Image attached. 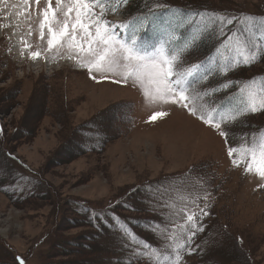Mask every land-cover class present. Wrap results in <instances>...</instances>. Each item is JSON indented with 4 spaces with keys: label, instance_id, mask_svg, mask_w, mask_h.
Instances as JSON below:
<instances>
[{
    "label": "rangeland",
    "instance_id": "obj_1",
    "mask_svg": "<svg viewBox=\"0 0 264 264\" xmlns=\"http://www.w3.org/2000/svg\"><path fill=\"white\" fill-rule=\"evenodd\" d=\"M170 2L219 5L229 16L264 18V0ZM45 3L42 0L40 7ZM29 4L0 0V170L13 169L0 177V264H19L17 257L24 264H149L141 258L130 261L124 250L127 237L114 230L103 231L85 251L82 229L85 234H92V229L80 227L76 218L80 210L75 200L106 212L105 207L137 185L164 186L159 203L151 202L162 216L175 211L166 203L175 202L188 213H198L207 203L208 215L199 221L204 230L195 235L191 254L181 253V264H264V180L233 167L227 155L229 145L244 142L243 134L264 126V111L228 125L226 145L214 129L179 106L148 104L132 80H102L98 73L92 79L66 49L46 51L36 5L32 0ZM148 4L151 9L158 3ZM125 8L106 10L105 18L112 24L126 23L130 12ZM29 11L31 19L25 15ZM212 46L208 41L207 50L203 46L190 52L185 62L203 59ZM35 51L40 55L30 58ZM256 74L264 76V58L216 77L207 86L243 83ZM233 89L218 92L216 98L226 99ZM155 111L167 115L149 120ZM68 141L74 147L84 144L88 151L76 154L81 152L77 148L69 154L70 147L63 151ZM6 187L25 198H8L2 192ZM197 196V203H186L185 198ZM183 222L181 214L167 226ZM140 233L163 250L166 241L158 232L154 235L148 228Z\"/></svg>",
    "mask_w": 264,
    "mask_h": 264
},
{
    "label": "snow or ice",
    "instance_id": "obj_2",
    "mask_svg": "<svg viewBox=\"0 0 264 264\" xmlns=\"http://www.w3.org/2000/svg\"><path fill=\"white\" fill-rule=\"evenodd\" d=\"M120 2L126 4L127 0H117L114 5L110 0H46L43 7L42 0H32L39 20V37L46 38L45 50L66 49L69 58L86 68L92 79L98 73L102 80L113 76L121 77L125 83L132 80L148 104L179 106L214 129L226 145L228 125L264 111L262 79L253 77L243 83L226 81L216 87L207 86L216 77H225L237 67L250 66L264 58V18L207 10L184 12L157 4L146 15L112 24L105 18L106 10L111 7L115 12ZM24 3L31 7L29 0ZM165 12L172 16L165 19ZM25 15L32 18L31 11ZM137 23L141 26L137 27ZM210 40L214 46L205 58L191 64L185 62L187 54ZM24 46L30 47L27 43ZM39 55L38 51L30 52L32 59ZM232 87L236 88L234 94L226 99L216 98L218 92ZM165 115L166 112L155 111L149 120ZM242 140L239 145L227 147L233 167H242L244 173H254L264 180V129L245 133ZM163 188L161 185L160 189ZM199 199L185 198L188 204ZM203 199L207 201V193ZM164 206L175 209L166 217L168 220L174 221L183 214L184 222L173 223L171 228L160 222L150 225L149 230L154 235L158 232L166 241L163 250L144 241L126 223L120 225L128 240L124 247L129 248L134 259L145 258L149 264H181V253L193 251L195 235L204 230L199 221L208 215L207 203L198 213H188L186 207L177 209L175 202ZM17 260L24 264L22 258Z\"/></svg>",
    "mask_w": 264,
    "mask_h": 264
},
{
    "label": "trees",
    "instance_id": "obj_3",
    "mask_svg": "<svg viewBox=\"0 0 264 264\" xmlns=\"http://www.w3.org/2000/svg\"><path fill=\"white\" fill-rule=\"evenodd\" d=\"M152 1L153 0H131V1L129 0L130 4L126 8L130 13L132 12V15L138 14V13H139V16L146 15L148 13L150 5H151L148 3L152 2ZM155 1L162 6H167L168 8L172 7V8L177 9V10H184V12L204 11V10H207L209 12H221V13L227 12V10H225L224 7L219 8V5H214V7H210L209 5H205V4H190L188 2H181V3H177V5H170V3H172V2H170V0H155ZM217 4H219V3H217ZM207 43H208V41H206L200 47L204 46L203 47L204 50H207L208 49V48H206ZM212 48H213V46L210 48V50ZM210 50H208L206 55L210 53ZM256 75H259V74H256ZM232 89H233V87H232ZM263 127H264L263 125L260 126L258 128V130L262 129ZM24 132H25V134L27 133L25 130H24ZM69 141H70V139H69ZM69 141H68V143H66V145L63 146V147H65L63 149V151H65L68 147L73 149V150L68 151L69 154L70 153H76L74 151H77L78 149L81 152L76 153V154H82V153H85L86 151H88V150H86V149H88V146L80 143V146L74 147L72 145V143ZM76 142H77V140H76ZM75 149H77V150H75ZM6 152H4L3 158L4 157L7 158L8 151H6ZM64 156H66V155H64ZM10 159L14 160L13 157ZM15 164L20 168V166L17 163H15ZM6 165H7V163H6ZM7 168L9 169V171L11 173L13 172L12 168H9V167H7ZM9 171H7L6 169L3 168L2 170H0V177L4 176L5 174L7 175ZM2 192L8 198L12 197V199H15V200H18L19 198H20V200H23L25 198V196H23L22 194L20 196H18L19 194L15 193L16 192L15 189H9L6 187V189L5 188L2 189ZM168 192H170V191L168 190ZM140 194L142 195V198H141ZM163 194H164L163 190L161 193L160 191H158V189L144 188L141 185H137L136 187H131L130 191L128 193H126V196L123 199H121L120 201H118V202H116L110 206L105 207L104 209L107 210L106 212H104V211L98 212V210H97V212H98L97 215H93L90 212L89 205H91V204H89V203L81 204V206H80L78 203H81L83 201L82 200H75L74 201L75 206L78 209L80 207V209H79L80 212L78 211L79 215L76 217L79 220L80 227H90L92 229V234L91 233L85 234L84 231H86V230L82 229V238L83 239H81L82 240L81 242H83V243H81V245L84 246V248H85L84 250L85 251L91 250V247L97 241L98 236L102 237L103 231L114 230V231H117L118 233L122 234L121 229H120V225L125 224V223L135 234H137L139 237L143 238L144 241H147L148 239H146L140 233L141 229H147L148 230L149 223H152L153 221H155L154 224L156 222H160L162 226L165 224L167 225L170 222V220H168L166 218L169 215L162 216L161 214H159L158 210H156L155 207L151 204V202H153V201L159 203V201L161 200L160 198H162ZM76 202H78V203H76ZM122 211H126V212H122ZM103 213H105V214H103ZM86 239L89 241H87ZM150 244L154 245V243H152V242H150ZM77 245H78V243H77ZM124 250H127L126 255L129 258V260L132 261L131 259H134L132 252L129 250V248L124 249ZM109 253L112 254V251L111 252L109 251ZM121 253H122V250H121ZM141 259H143L145 261V258H141Z\"/></svg>",
    "mask_w": 264,
    "mask_h": 264
},
{
    "label": "bare ground",
    "instance_id": "obj_4",
    "mask_svg": "<svg viewBox=\"0 0 264 264\" xmlns=\"http://www.w3.org/2000/svg\"><path fill=\"white\" fill-rule=\"evenodd\" d=\"M79 235V234H78Z\"/></svg>",
    "mask_w": 264,
    "mask_h": 264
}]
</instances>
